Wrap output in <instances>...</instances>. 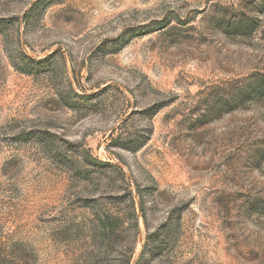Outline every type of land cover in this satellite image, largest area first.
<instances>
[{
    "label": "rangeland",
    "instance_id": "obj_1",
    "mask_svg": "<svg viewBox=\"0 0 264 264\" xmlns=\"http://www.w3.org/2000/svg\"><path fill=\"white\" fill-rule=\"evenodd\" d=\"M264 0H0V264H264Z\"/></svg>",
    "mask_w": 264,
    "mask_h": 264
},
{
    "label": "trees",
    "instance_id": "obj_2",
    "mask_svg": "<svg viewBox=\"0 0 264 264\" xmlns=\"http://www.w3.org/2000/svg\"><path fill=\"white\" fill-rule=\"evenodd\" d=\"M264 90H263V87L261 85H255L253 88H252V95L254 96H258L260 94H263Z\"/></svg>",
    "mask_w": 264,
    "mask_h": 264
}]
</instances>
